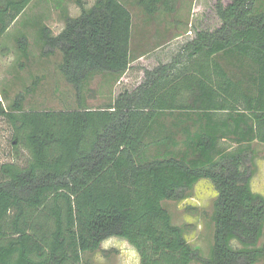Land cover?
<instances>
[{"label": "trees", "instance_id": "trees-1", "mask_svg": "<svg viewBox=\"0 0 264 264\" xmlns=\"http://www.w3.org/2000/svg\"><path fill=\"white\" fill-rule=\"evenodd\" d=\"M32 2L0 0V39ZM76 3L80 15L66 13L57 35L47 25L38 33L45 54L61 51L58 67L82 104L94 74L123 75L139 58L124 2ZM137 4L152 18L175 9L174 0ZM215 11L218 25H194L171 61L144 68L111 104L26 109L25 93L8 106L0 98L15 148L28 153L23 164L0 166V264H83L113 237L132 245L141 264L264 259V195L253 190L250 168L253 143L264 144V0H217ZM17 42L29 58L28 36ZM202 179L218 192L208 257L164 205L186 199Z\"/></svg>", "mask_w": 264, "mask_h": 264}, {"label": "rangeland", "instance_id": "rangeland-1", "mask_svg": "<svg viewBox=\"0 0 264 264\" xmlns=\"http://www.w3.org/2000/svg\"><path fill=\"white\" fill-rule=\"evenodd\" d=\"M133 16V50L139 58L123 75L96 73L85 84L82 104L76 89L59 69L62 53L45 54L49 49L39 40V29L22 23L25 14L48 15L45 24L58 34L64 26V15L77 16L81 8L76 0H33L21 16V23L12 25L0 39V98L8 106L19 93H25L26 109H75L98 108L114 102V96L124 88H133L141 82L144 68H153L161 62H169L181 50L183 44L194 37V25L199 23L215 27L220 22L216 16L217 0H174L173 12L161 11L154 18L147 15L137 0H121ZM226 3L228 0H221ZM88 8L95 0H83ZM34 17V15H33ZM30 22V21H28ZM12 27H14L12 29ZM25 32L28 36L29 58L21 52L17 38ZM38 84L34 86V81ZM31 89L29 92L28 90ZM222 147L234 148L230 140H223ZM255 155L250 168L254 172L253 190L264 195V144L254 142ZM11 124L0 117V166L6 162L23 164L28 156L26 150L15 148ZM1 180V175H0ZM218 192L209 179L200 180L187 198L182 201L167 200L173 222L184 228L186 238L200 254L208 257L214 243L215 225L212 220L214 202ZM264 239V236H263ZM83 264H141L136 249L126 240L113 237L106 240L95 252L84 254ZM192 264H202L194 261ZM258 264H264L261 259Z\"/></svg>", "mask_w": 264, "mask_h": 264}, {"label": "crops", "instance_id": "crops-1", "mask_svg": "<svg viewBox=\"0 0 264 264\" xmlns=\"http://www.w3.org/2000/svg\"><path fill=\"white\" fill-rule=\"evenodd\" d=\"M26 13V12H25ZM23 15V14H22ZM21 15V16H22ZM26 16H25V18L23 19V21H22V23H24V22H26L27 23V25L29 26V27H33V28H35V29H39V26L41 25H46L45 24V18H46V20H48L49 21V16L48 15H46V16H43L42 14H39V15H35V14H29V15H27V14H25ZM33 15H34V17H33ZM80 15V14H79ZM79 15H77V16H79ZM21 16L17 19V21H15L12 25H14V27L19 23V21H20V23H21ZM77 16H72V17H77ZM63 19H64V17H62ZM28 21H30V22H28ZM40 21V22H39ZM11 25V26H12ZM64 25H65V22H64ZM47 26H49V25H47ZM14 27H12V29L14 28ZM50 27V26H49ZM64 27V26H63ZM52 30L54 29V28H52V26L50 27ZM63 29V28H62ZM20 33H25V32H20ZM54 35H57V34H54ZM41 44H42V42H41Z\"/></svg>", "mask_w": 264, "mask_h": 264}]
</instances>
